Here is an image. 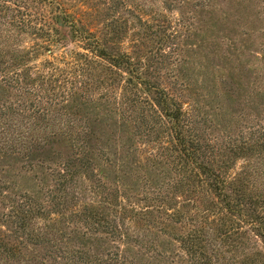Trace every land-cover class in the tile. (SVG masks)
<instances>
[{
	"label": "trees",
	"instance_id": "16d2710c",
	"mask_svg": "<svg viewBox=\"0 0 264 264\" xmlns=\"http://www.w3.org/2000/svg\"><path fill=\"white\" fill-rule=\"evenodd\" d=\"M107 1L110 19L95 27L81 10L90 0H0V159L24 160L41 174L26 188L0 174V264L255 260L244 256L241 263L229 253L264 247V128L251 135L253 147L213 142L178 96L189 84V37L196 48L213 47L212 54L224 49L217 56L224 64L236 55L264 66V33L227 28L230 13L216 16L213 0L181 2L193 12L175 28L166 16L170 0L94 3ZM233 3L244 9L247 0ZM263 4L256 3L258 14ZM119 13L137 22L129 25ZM137 25L147 26L142 38ZM257 78L261 117L264 81ZM151 134L160 152L144 157L136 139L150 142ZM254 148L253 160L246 155L230 173L236 159L227 151ZM124 170L143 183V201L124 183Z\"/></svg>",
	"mask_w": 264,
	"mask_h": 264
},
{
	"label": "rangeland",
	"instance_id": "374dc122",
	"mask_svg": "<svg viewBox=\"0 0 264 264\" xmlns=\"http://www.w3.org/2000/svg\"><path fill=\"white\" fill-rule=\"evenodd\" d=\"M71 1L76 2L77 0ZM95 1L96 0H90L87 6L81 7V10L87 12V15H85L86 24L88 23V25L93 24L95 27H102V25L110 19L107 15V9L111 2L107 1L106 4L102 5L100 2L94 3ZM171 1V10L166 16H168V20L172 22L171 27L175 28V24H177L176 21L180 19L181 15H189L187 13H192L193 8L190 4L189 6L191 8H183L186 3H182L186 0H179V3L173 2L175 0H170V2ZM213 1L215 7H217L216 16L220 15L221 19H223L230 13L231 20L227 21V28L233 29L236 25L240 24V29L244 27L242 29H245L247 32L251 33L256 31L264 33V14H258V7L255 6L258 1L262 3L264 0H247V3H244L246 6L244 9H236V7H233L235 5L233 1L236 2L238 0ZM191 2L192 0L189 1V3ZM125 3H127V1H125ZM132 8L134 7L132 6ZM135 12L139 16H142L143 19L147 18V21L151 24L154 23L152 17L148 18L147 16H144L142 12ZM120 13L115 14V16L128 19L129 25H131V22L133 24L137 22L135 18L136 16L133 17L131 14L122 15ZM241 15L243 16V19L239 18ZM155 25L156 24L153 25V31L157 30ZM136 29L137 33L141 34V38L145 36L147 26L137 25ZM62 30H64L63 34L66 36V42L70 44L72 40L71 33H69L67 29ZM222 31L219 32L220 35H224L225 33V35H228V30ZM127 41L128 40H125L124 42L126 47L128 46ZM146 41L149 45L153 43L149 42L150 40L148 39ZM188 41L192 43L188 48L191 52L185 53V56L189 59H187L188 65L185 70V74L188 73L189 76V84L187 83V88L182 91L181 96H178V101L182 104L183 110L197 121L198 129L204 131L206 137L212 139L211 141L221 143L223 139L240 140L244 142H239V144H252L251 146L253 147L254 140H251V135L258 136V134L261 133L262 128H264L261 125L262 122L264 124V120L261 121V119H264V110L261 114L262 118L259 114L260 105L261 103L263 104V102L256 97L258 87H261L260 83H262L257 77L260 75L264 81V66H261L255 58L248 56L237 57L236 55L231 56L230 61L232 63H229V65L224 64L223 60L217 58V56L223 57L225 55L224 49H221L218 53L212 54L210 49H214L213 47H208L207 49L196 48L197 39L194 36L189 37ZM262 41H264V38H262ZM217 43L221 46L220 41ZM72 45L73 44H71V46ZM247 59L249 62L246 61ZM244 62L248 63V65L246 66V64H243ZM183 81L187 80L183 79ZM155 136V134H151V136L148 137L149 140L151 139L150 142H148L146 138L136 139V141L140 143L137 145L139 149L138 152L143 154L144 157L147 153L148 156H151L155 155L156 152H160V150H158V144L152 142ZM96 139L97 141H101L97 137ZM113 139L114 138L111 140ZM115 145H118V143L114 142L113 146ZM256 149L257 148H254L253 152L248 150L249 154H245L244 152L239 155H231V153L227 151L229 157H232L233 161L236 159L230 173L238 172L240 170L248 159L246 158L248 157L246 155H252V158L250 159L253 160L254 155L258 152ZM6 160L8 159H0V174H3V171H6L5 173L9 175V179H13L17 182V185L21 188H26V185H30L34 181V175H41L38 167H28L24 160L9 162ZM121 173L128 178L127 181L123 180L124 183L126 185H131V187L134 188L133 190L140 191L136 193H139L138 199L143 201L142 190H145L143 183L141 184L139 181H135V179L130 181L129 178L132 177H128L126 170ZM146 173L149 176L148 170H146ZM27 179L28 182L26 183ZM70 205H75L73 200ZM253 244L254 243H251L250 246H253ZM256 247L260 253L264 254V247L260 243L256 244ZM260 253L252 249L241 248L240 246L229 254H231V257H238V262L241 263L243 259L246 260L247 256L253 255L256 259L252 261L248 259L247 264H264V256ZM244 256L246 257L243 258Z\"/></svg>",
	"mask_w": 264,
	"mask_h": 264
}]
</instances>
